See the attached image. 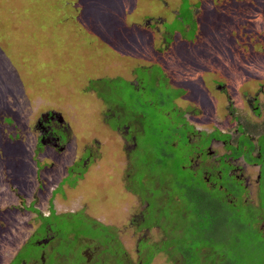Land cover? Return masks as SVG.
I'll return each mask as SVG.
<instances>
[{
	"label": "rangeland",
	"instance_id": "rangeland-1",
	"mask_svg": "<svg viewBox=\"0 0 264 264\" xmlns=\"http://www.w3.org/2000/svg\"><path fill=\"white\" fill-rule=\"evenodd\" d=\"M68 1L77 6L67 5ZM68 1L0 0V113L5 114L0 119L9 125L0 126V264H10L26 243L23 252L34 250L29 239L42 219L47 221L45 227H56L64 234L63 239L62 233L49 230L46 252L58 245L65 250L67 239L75 244L70 239L74 235L65 233L72 229V222L50 215L52 210L57 215L72 213L77 221L74 228L87 236L89 252L95 251L90 253L91 264H116L121 256L118 252L96 257L106 248L98 238L106 235L90 225L91 218L93 223L112 227L126 249L125 256L132 263L138 261V240L159 243L166 234L159 226L162 218L148 230H138L131 214L144 209L142 200L125 186L149 188V192L161 181L177 191L183 179L187 186L194 183L206 189L201 168L196 169L200 174H193L195 178L189 172L191 149L185 144L184 131L177 130L183 133L179 138L173 133V122H182L183 117L195 129L208 132L212 128L230 132L239 121L257 123L253 134L262 133L258 138L263 164L260 182L251 185L253 191L248 194L246 189L232 187L238 207L226 216L235 222L225 216L226 227L214 226L206 236L196 233L201 223L211 226L209 218L201 216L205 208H188L184 216L167 207V216L175 221L170 227H177L178 237L171 240L175 247L180 249L181 244L185 251L188 244L204 243L212 249L202 247V259L198 252L183 259L159 251L150 264H218L225 257L231 264H264V0ZM104 78L112 82L102 85L99 80ZM118 79L138 81L144 90L126 87ZM178 87H185L182 97ZM255 101L261 108L259 115L247 105ZM114 110L121 113L120 121L132 120L137 112L142 124L137 121L132 127L130 122L111 130L107 121ZM50 111L61 117L56 121L62 129L58 130L63 142L59 145L63 148L57 149L60 153L38 143L35 123ZM190 111L195 112L193 122ZM117 120L112 117L113 122ZM163 125L164 137L159 138L156 129ZM140 131L134 151L125 149L135 144L133 136ZM246 134L241 131L232 146L238 141L240 147H248ZM212 135L228 142L225 133L210 134L207 139ZM171 140L181 141L166 148L163 141ZM218 146L211 148L214 153H221ZM144 159H157L165 166L154 169L159 181L149 175L151 168L142 163ZM222 179L216 182L226 188L235 183ZM244 194L248 202H243ZM155 196L162 200V195ZM218 197L226 206L231 203L221 191ZM69 247L78 262L79 254ZM53 260L50 254L51 264ZM61 262L68 264L64 258ZM13 264H18L17 258Z\"/></svg>",
	"mask_w": 264,
	"mask_h": 264
},
{
	"label": "flooded vegetation",
	"instance_id": "flooded-vegetation-1",
	"mask_svg": "<svg viewBox=\"0 0 264 264\" xmlns=\"http://www.w3.org/2000/svg\"><path fill=\"white\" fill-rule=\"evenodd\" d=\"M160 74H161V70H160ZM128 82L130 83V81H128ZM132 84L134 85V83H132ZM139 84H140V82L136 81L135 89L136 90H144V86H141V85L139 86ZM168 85H169V82H168L167 86ZM168 87H170V86H168ZM217 87H220V85L218 84ZM178 88H179L178 89L179 93L181 91H183V92L185 91L184 93H186L185 87H178ZM182 93H180L178 95V97L179 96L182 97ZM175 99L172 100L174 104H175ZM258 103L259 102H257V101H255V103H253V104L247 102L248 107H250L251 111L256 115H259V113L261 112V108H260ZM175 107H176V105H175ZM175 110H176V115H177L179 109L175 108ZM187 111H185L184 114H188V113H186ZM170 113H171V110L169 109L168 115H170ZM180 113L183 116V113L182 112H180ZM180 113H178V116ZM51 114H52V112L50 111L49 114L45 115V117H43L41 115L37 119L38 121L35 123V125H36L35 128H37L38 132H39L38 143L45 144V146L52 148L54 151V150L63 148V147L59 146L63 142H62V140H60V136H59V132H58V130H62V129H59L56 126L57 125L56 121L60 122L61 117L51 115ZM194 115H195V112L193 113L192 111H190V120L191 121H192L191 117ZM182 116H181V118H182ZM183 119H185V117H183ZM183 119H182L183 124L179 123L178 125L174 126L173 133L176 137L178 136V138H179V136H181V134L184 133L183 135H184V139H185V144H188L189 148L191 149V151L188 153V165H189L188 169H190L192 176H194V175L200 174L198 171H196V169L199 167L201 168L200 178L203 181H205L206 188L209 191H217V190L221 191L224 194V196H226V199H228L231 203L228 205V207H220V208L224 211L225 216L228 213L231 214V210L236 211L237 207H238L236 204H234V202L237 201L238 194L234 193V190L232 187H234V186L235 187H241L240 188L241 190L246 189L247 190L246 194H248L250 190L253 191L251 189L252 188L251 185L256 187L257 184H259V182H260V173L262 171L263 164H262V158L260 156V153L258 152L260 150V147L258 145V138L262 137V133L261 132L258 133L257 137L253 134L255 131L254 129L257 128L258 124L257 123L252 124L251 122L250 123H248V122L243 123L242 121H239L236 124V127L230 132L229 131H222V130H219L218 128H216V129L212 128V130L210 132H208V131H205L204 129H200V128L195 129L196 127L194 125H191L189 120L185 119V122H184ZM195 120L197 123H199L198 119H195ZM169 121H171V120H169ZM114 123H116V122L115 121L114 122L113 121L112 122L107 121V124L111 128V130H114ZM136 124H137V122H136V120H134V122L132 123V127L136 126ZM239 128H240V131L238 130ZM179 129H182L184 132L181 133V131H180V133H179V131H177ZM142 130H143V128H142ZM241 131H243V136L245 135V133H247L246 134L247 137H245V138L248 139L247 143L251 142V144L248 145V147H247V145L242 144V146L240 147L241 144L237 141L236 146H234L235 144L232 146L231 143H236L237 136H239L241 134ZM142 132L141 131L137 132L133 136L135 144L132 146H129V147H125V149L127 148L131 151H134V149L137 146L138 135H140ZM220 132L228 135V142L225 143L224 140L220 139L219 137H214L213 135L210 139H207L208 135L214 134V133H220ZM190 134L195 135L196 141L191 140L192 136ZM178 141H181V140H178ZM178 141L177 140H174V141L171 140V142H170L171 146H173L174 144H177ZM227 143L231 144V145H226ZM215 145H219L218 146L219 149H217V151H219L221 153H214V150H212L211 148ZM226 146L235 148L237 150V152L233 153L230 150V148H228V150H227L225 148ZM88 153H90V151H88ZM132 155H134L135 158L136 157L138 158V155H136V154H132ZM192 164H194V165H192ZM252 169L256 170L254 173V176L252 175ZM119 176L120 175H118V177ZM143 177H144V174H141V178H143ZM223 177H226V180H229L230 182L235 181V183L230 184V186H228L226 188L225 185H223L221 182H219V183L216 182V178L223 180L222 179ZM214 186H216V187H214ZM125 187L128 191L131 192V195L134 194L135 198L139 197V199L141 200L145 196V193H141L140 190H138V189L135 190V188L132 186H130V188H127L128 186H125ZM121 190L123 192V188H121ZM246 194H244L243 197H245ZM247 196L244 198L245 200L243 202L249 201V199L247 200ZM130 198H132V196H130ZM221 200H223V198H221ZM128 205L129 204H127V201H126V206L129 207ZM135 211H137V209ZM55 213L56 212H54V214ZM69 214H71V212ZM55 215H57V214H55ZM226 217L229 218L230 216H226ZM91 219L89 221L92 222L93 220H91ZM42 222H43V219H42ZM42 224L43 223H40V225L36 229V232L35 233L33 232L32 235L30 236V239H29L30 240L29 242L32 243L31 248H33L34 250L33 251L29 250V251L23 252L24 248H25L24 246L27 244L26 243L22 248H19V251H17V253L14 255V257L10 261V264H13L15 262L16 258L18 260V264H25V263L51 264L49 261L50 254H52V257H54V260H53L54 264H65V263L61 262L63 258L67 260L68 264H81V263L82 264H91V256H93V255L90 253H93L95 251L89 252L88 248H90V246H88V242H86V237H87L86 235L85 236H78V237H75V236L71 237L70 239L77 240L75 242V244L71 243L66 238L67 240L65 241L66 247H65L64 252H59L58 248H56V250L46 252L45 249L48 246V244L50 243V241H48V238L46 237V235H47L46 233L49 230L55 231V228L52 229L48 226V227H45L46 230L44 231L43 229H41ZM98 224L102 225V223H93V222L90 225L95 230H98L99 228L96 227V226H98ZM262 225H264V224H262ZM104 226H106V225H104ZM257 231L260 232V234H262V231H260L258 229H257ZM71 234H73V233H71ZM68 236L69 235H67V237ZM92 238H94V237H92ZM100 239L103 240V238H100ZM84 241L86 242L85 244H80L81 242H84ZM70 245L74 248V251H77V253L79 254V256L81 258L80 260H78V262H76V260L74 258L76 256H75V254H73V251L70 249V247H69ZM106 247H107V244H106ZM22 249H23V251H22ZM21 253H23V255L20 257ZM106 253L107 252H105V251L97 252L96 257L101 258V256L106 255ZM115 253H117V252H115ZM120 255H122V253H120ZM124 255H125V253H124ZM36 262H38V263H36ZM102 262H103V264H106V262H104V261H102ZM95 264H96V262H95ZM130 264H133L132 261Z\"/></svg>",
	"mask_w": 264,
	"mask_h": 264
},
{
	"label": "trees",
	"instance_id": "trees-1",
	"mask_svg": "<svg viewBox=\"0 0 264 264\" xmlns=\"http://www.w3.org/2000/svg\"><path fill=\"white\" fill-rule=\"evenodd\" d=\"M66 1H68V0H66ZM74 3L75 2L71 3L70 1H68V3H66V4L67 5L70 4L72 6V4L74 5ZM75 6H77V3H75ZM183 27H184V25H183ZM137 68L146 72V69L144 70L141 67H137ZM118 81H123L125 83L124 86H126V87L133 85L132 83H129L128 81H126L124 79H118ZM99 82H101L103 85L104 82L109 83V82H112V80L109 81L106 78H104V79H100ZM132 87L135 89L136 85L134 84ZM135 99L139 102V96L138 95ZM7 107L11 108L10 104L7 105ZM114 113H115L114 115H111L109 117L108 121L112 122V117H115V120H117L119 118V116L121 115V113L117 112L116 110H114ZM178 113H180V112H178ZM137 114H138L137 112H134V114L131 116L132 120H127V121L117 120V121H115L117 124L114 123V130H118L120 128L127 127L128 124L130 122L132 124L134 122V120H136V122L139 121V123L142 124L140 122L141 119H139V118L136 119ZM3 116H5V114L0 113V117H3ZM179 117L181 118V116H179ZM173 123L175 125H178L179 123H182V122L177 121L175 123V121H174ZM2 124L5 126H9V125H6L5 122L2 121V119H0V126H3ZM13 125H14V123H13ZM165 127H166V125H163L162 129H156V136L157 137H159V138L164 137L163 133H164ZM148 142L151 144L150 141H148ZM163 142H164L163 145L166 148H168L170 142H165V141H163ZM164 154L166 155V152ZM170 155L171 154H169V156ZM81 161H83V160H81ZM142 163L145 165H148L151 168L150 171L151 170L152 171L150 172L148 170V172H149V175L152 174L151 177L154 178V181H156V180L159 181L160 180V174L155 173V171H154V169H156V167H161L159 160H157V159H151V160L150 159H148V160L144 159V160H142ZM162 168L164 169L165 166L163 165L161 167V169ZM189 172H191V171H189ZM193 178H195V176H193ZM197 180L199 181L200 179L197 178ZM152 181H153V179H152ZM154 185H155V183H153L151 186H154ZM187 185L188 184L183 179H181V181L180 180L178 181V185L176 186L178 188L177 191H175L173 188H170L167 184H162L161 181H159V184L156 185L157 186L156 188H152L149 192H148L149 188H146V189L144 188V190L140 189L142 191L141 193H145V196L141 199L142 202H140L142 205L140 207H143L144 209L140 212H137V214H131V218H132L131 221L138 228V230L143 229V228L148 230L149 227H152V224H155V223L158 224L159 222H161L160 219L162 218V222L159 226L161 229H163L164 233L166 234V238L159 241V243L158 242H148L146 238H143V241L138 240L139 243H137L138 246L136 249V252H137L136 254H138L141 258L139 257V260L133 264H150L152 259L154 258V255L157 254V252H159V251H165V252L169 253V255H173V256H174V254H178L184 259L185 254H187V256H188L189 254H193L194 252H198L201 255L200 249L202 247H210L204 243L194 244V246H193V244H188L187 245L188 247L186 246L185 251L183 249H181L182 248L181 244H180V249L178 248V246L175 247V245L177 243L172 242L171 240H174L176 237H178L176 235L177 227L176 226L170 227V224H172L174 220H172V218H169L167 216V213H166L167 207H171L170 211L178 212L180 215H184V216L187 213L186 210H189L188 208H191V207H197V209L199 207L205 208V211L201 212V216H203L205 218L208 217L209 218L208 220H210V222H211V226H207L205 223H201L200 227L196 231V233H198V234H203L206 236V233L210 229L214 228V226L216 228H219L223 224L226 227L227 224H226V222H224L225 218H223V217H225V213L220 207H228V206L224 205V201L218 197V193L220 191H218V190L217 191H209L207 188L201 189L202 187L201 188L198 187L200 185H198L196 187V185H194V183H192L189 186H187ZM150 192L152 193V196L148 195V193H150ZM156 193L158 195H162V200H160L157 196H155ZM155 197H157V198H155ZM166 200H168V202H169L168 204H166ZM51 212H52L51 214L56 218L68 217L67 220L72 222V229L73 230L70 229V231H68V229H67L65 232L67 235H70L71 233H73L75 237L85 236L83 233H81L78 230V228H74V225L77 221L75 220L74 216H72V213L71 214L65 213L66 215L65 214L55 215L54 214L55 211L52 210ZM76 216H80V214L76 215ZM83 216H84V214H83ZM229 219H232V217H230ZM166 223H167V227L165 226ZM45 224H47L46 220H44L43 224H42V229L44 231L46 230ZM96 227L99 228L98 230H101L106 235V237L103 238L104 242L107 244V247L104 249V251L107 252L108 254L120 252V253H122V255H121V257H116V259H115V262H117L116 264H130L132 260L129 257H126L125 255H123L126 252V249L122 245L121 241L118 239L115 230L112 227H110L109 225L104 226V225L98 224V226H96ZM239 227H241V226H239ZM241 228H244V227H241ZM178 229L182 230V232H183L184 227L180 226ZM55 231L58 235H59V233H62L58 229H56V227H55ZM182 232H181V235H182ZM63 236H64L63 233L61 236L59 235L60 238H63ZM94 238H96V237L94 236ZM100 238L101 237L99 236L98 239H100ZM76 241L77 240H75V242ZM196 245H199V246H196ZM58 246H57V248H58ZM210 249H212V248L210 247ZM58 251L64 252L65 250L58 248ZM200 255L198 256V259L201 257ZM221 255H223L225 257V254H223V253H221ZM225 258L223 260L219 261L218 264H231L230 260H226ZM201 259H202V257H201ZM99 262L100 261H97L96 264H103V262H100V263ZM200 264H204V263L201 262ZM214 264H217V263H214Z\"/></svg>",
	"mask_w": 264,
	"mask_h": 264
},
{
	"label": "water",
	"instance_id": "water-1",
	"mask_svg": "<svg viewBox=\"0 0 264 264\" xmlns=\"http://www.w3.org/2000/svg\"><path fill=\"white\" fill-rule=\"evenodd\" d=\"M46 114H49V112H47V113H44V114H41V115H42L43 117H45V115H46ZM52 114H53V113H52Z\"/></svg>",
	"mask_w": 264,
	"mask_h": 264
},
{
	"label": "crops",
	"instance_id": "crops-1",
	"mask_svg": "<svg viewBox=\"0 0 264 264\" xmlns=\"http://www.w3.org/2000/svg\"><path fill=\"white\" fill-rule=\"evenodd\" d=\"M69 184H71V183H69Z\"/></svg>",
	"mask_w": 264,
	"mask_h": 264
}]
</instances>
